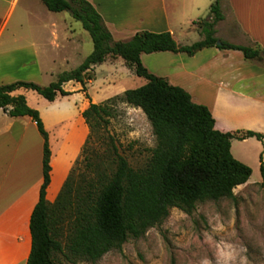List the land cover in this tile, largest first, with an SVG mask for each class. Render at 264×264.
Instances as JSON below:
<instances>
[{"label":"trees","instance_id":"trees-1","mask_svg":"<svg viewBox=\"0 0 264 264\" xmlns=\"http://www.w3.org/2000/svg\"><path fill=\"white\" fill-rule=\"evenodd\" d=\"M49 11H69L92 40V51L74 69L63 71L47 85L17 80L0 85V109L9 116H29L43 138L42 182L38 200L29 217L30 250L25 264L95 263L105 253L119 250L129 238H139L160 224L171 208L190 214L198 203L234 199L233 189L244 184L251 168L230 151L231 139L264 135L251 130L222 132L215 128L209 108L192 100L182 87L155 75L141 63L142 53L159 51L193 55L204 47L234 49L245 59H258L259 48L232 44L215 36V25L223 19L220 0L209 5L208 17L197 22L202 38L177 44L168 31H137L127 40H114L100 14L87 0H40ZM121 57L144 84L125 89L102 103H92L81 112L89 127L81 155L76 159L52 202L46 197L50 176L48 133L37 109L30 107L17 89L36 92L47 101L70 95L63 89L69 81L81 84L94 77L95 65ZM87 95V94H86ZM88 97V96H87ZM139 108L150 123L155 144L145 163L132 167L110 137L102 154L87 147L90 134L114 117L116 103ZM264 183L262 154L259 156ZM80 162L84 169L78 171Z\"/></svg>","mask_w":264,"mask_h":264},{"label":"crops","instance_id":"crops-1","mask_svg":"<svg viewBox=\"0 0 264 264\" xmlns=\"http://www.w3.org/2000/svg\"><path fill=\"white\" fill-rule=\"evenodd\" d=\"M87 1L100 14L114 40H127L140 30L168 31L181 45L190 43L181 39L182 23H171L168 6L178 8L186 4L190 10L199 11L204 8L198 6L199 2L207 1L208 7L212 2ZM220 5L223 19L215 25L218 41L259 48L258 59H245L239 50L210 46L193 55L170 51L142 53L141 63L149 72L185 89L194 102L207 106L217 130H251L264 135V0H220ZM40 7L43 10L35 9L32 0H0V85L17 80L37 82L54 74L56 59L68 62L76 56L82 58L81 43L69 32L66 21L51 18L58 12L49 11L45 5V9ZM134 10L136 18L131 13ZM145 12L154 14L145 16ZM188 21L198 31L200 20ZM223 27L226 32H222ZM118 58L121 57L107 58L103 63L115 64ZM92 73L95 76L93 70ZM142 79L144 84L146 80ZM70 82L63 85L70 95L48 101L46 108L51 109L50 115L33 106L48 133L50 180L45 197L49 202L60 191L89 134L81 112L93 101L86 91L80 90V85L67 90L65 86ZM90 82L91 79L87 81ZM26 93L22 88L13 92L25 98ZM81 93L85 97L80 96L78 104L73 96ZM247 146H253L255 154L261 152L264 164V140L233 138L230 151L236 159L247 163ZM42 151L43 138L31 117L9 116L0 109V264L26 263L30 250L29 217L42 182Z\"/></svg>","mask_w":264,"mask_h":264},{"label":"rangeland","instance_id":"rangeland-1","mask_svg":"<svg viewBox=\"0 0 264 264\" xmlns=\"http://www.w3.org/2000/svg\"><path fill=\"white\" fill-rule=\"evenodd\" d=\"M32 3L35 9L43 10L40 6L45 9L40 0H32ZM198 6L204 8L199 11L190 10L186 4L179 5L178 8L169 5L167 8L171 23H182L181 39L186 43L191 44L202 38L199 30L188 21L189 18L194 21L206 19L209 10L207 1L199 2ZM131 13L136 18L137 11ZM145 13V16L154 14ZM51 18L66 21L69 32L81 43L82 58L76 56L68 62L56 59L54 74L42 79L34 78L37 82L32 81L39 85H47L63 71L76 68L93 47L89 33L69 11H60L51 15ZM134 21L136 22L135 19ZM136 24L140 26L139 22ZM226 31L227 28L223 27L222 32ZM114 63H101L93 68L95 76L90 83H86V94L92 99V103H102L121 93L123 89L142 85V77L129 74L121 58ZM104 71H108L107 75L103 74ZM79 85L81 87L80 83L71 81L65 88L68 90ZM80 96L85 97L82 93L73 96L78 104ZM27 101L30 107L38 106L45 115L51 114V109L46 108L48 101L36 92L27 90ZM114 109L115 114L110 122L90 134L87 147L102 154L109 146L106 142L111 137L129 164L134 168L141 167L150 154L149 149L155 144L150 123L138 108L118 102ZM53 141L51 139V144ZM245 150V164L251 168V175L244 184L233 189L234 199L223 198L198 203L190 214L171 208L168 216L160 224L148 228L143 236L127 239L119 250L105 253L95 263L80 264H264V183H260L259 160L261 152L255 154L253 146H247ZM85 154L80 153L78 159L82 160ZM78 166L76 173L84 169V162H80Z\"/></svg>","mask_w":264,"mask_h":264},{"label":"water","instance_id":"water-1","mask_svg":"<svg viewBox=\"0 0 264 264\" xmlns=\"http://www.w3.org/2000/svg\"><path fill=\"white\" fill-rule=\"evenodd\" d=\"M217 43H219V41H217Z\"/></svg>","mask_w":264,"mask_h":264}]
</instances>
